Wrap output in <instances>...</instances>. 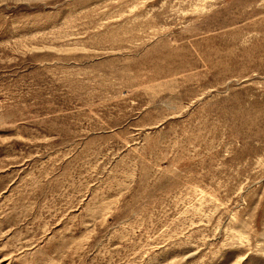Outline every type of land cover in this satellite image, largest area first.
Wrapping results in <instances>:
<instances>
[{
  "label": "rangeland",
  "instance_id": "1",
  "mask_svg": "<svg viewBox=\"0 0 264 264\" xmlns=\"http://www.w3.org/2000/svg\"><path fill=\"white\" fill-rule=\"evenodd\" d=\"M0 264H264V0H0Z\"/></svg>",
  "mask_w": 264,
  "mask_h": 264
}]
</instances>
